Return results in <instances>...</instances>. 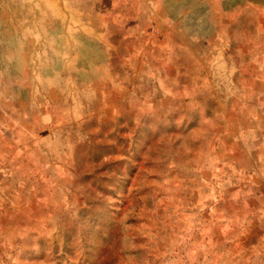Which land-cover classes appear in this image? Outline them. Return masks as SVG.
Segmentation results:
<instances>
[{
    "label": "rangeland",
    "instance_id": "rangeland-1",
    "mask_svg": "<svg viewBox=\"0 0 264 264\" xmlns=\"http://www.w3.org/2000/svg\"><path fill=\"white\" fill-rule=\"evenodd\" d=\"M0 264H264V0H0Z\"/></svg>",
    "mask_w": 264,
    "mask_h": 264
}]
</instances>
